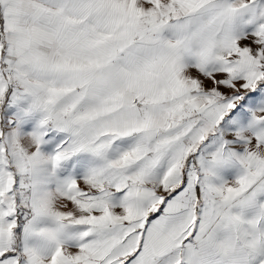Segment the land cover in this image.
<instances>
[{
  "label": "snow or ice",
  "instance_id": "snow-or-ice-1",
  "mask_svg": "<svg viewBox=\"0 0 264 264\" xmlns=\"http://www.w3.org/2000/svg\"><path fill=\"white\" fill-rule=\"evenodd\" d=\"M0 264H264V0H0Z\"/></svg>",
  "mask_w": 264,
  "mask_h": 264
}]
</instances>
